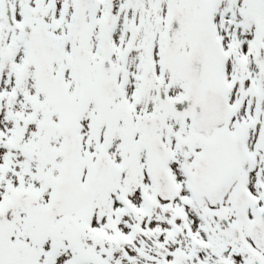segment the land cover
<instances>
[{
	"label": "snow or ice",
	"instance_id": "1",
	"mask_svg": "<svg viewBox=\"0 0 264 264\" xmlns=\"http://www.w3.org/2000/svg\"><path fill=\"white\" fill-rule=\"evenodd\" d=\"M0 264H264V0H0Z\"/></svg>",
	"mask_w": 264,
	"mask_h": 264
}]
</instances>
